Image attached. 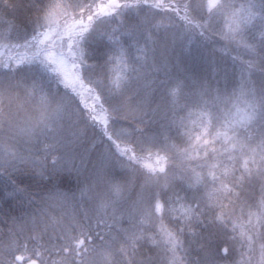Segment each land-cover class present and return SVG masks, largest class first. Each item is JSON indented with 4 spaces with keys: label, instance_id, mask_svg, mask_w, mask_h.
Returning <instances> with one entry per match:
<instances>
[{
    "label": "snow or ice",
    "instance_id": "1",
    "mask_svg": "<svg viewBox=\"0 0 264 264\" xmlns=\"http://www.w3.org/2000/svg\"><path fill=\"white\" fill-rule=\"evenodd\" d=\"M0 264H264V0H0Z\"/></svg>",
    "mask_w": 264,
    "mask_h": 264
},
{
    "label": "trees",
    "instance_id": "2",
    "mask_svg": "<svg viewBox=\"0 0 264 264\" xmlns=\"http://www.w3.org/2000/svg\"><path fill=\"white\" fill-rule=\"evenodd\" d=\"M18 15H20V14H18ZM193 255H195V253H193Z\"/></svg>",
    "mask_w": 264,
    "mask_h": 264
}]
</instances>
